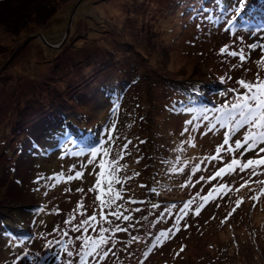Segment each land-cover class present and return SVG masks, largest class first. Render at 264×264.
<instances>
[{"label": "rangeland", "instance_id": "rangeland-1", "mask_svg": "<svg viewBox=\"0 0 264 264\" xmlns=\"http://www.w3.org/2000/svg\"><path fill=\"white\" fill-rule=\"evenodd\" d=\"M40 3L26 19L19 0H0V14L10 11L14 24L9 30L0 16V264H80L85 239L98 238L101 226L109 229L104 248L111 251L104 261L88 257L89 264H264V197L249 199L261 186L236 192L248 176L239 169L209 182L233 155L222 152L223 163L206 159L228 131L220 124L225 108L246 92L237 81L264 80V25H237L238 4L212 15L217 0ZM225 48L243 51L245 61ZM119 74L121 82L113 78ZM105 77L113 78L106 86ZM77 89L88 95L78 100ZM76 110L85 112L84 145L76 141ZM248 130L232 133L230 144ZM58 137L66 140L57 143ZM256 151L238 158H257ZM100 159L106 168L117 161L123 181L113 184L122 199L103 209V221L96 196L108 198L107 175L94 188ZM257 172L252 180L264 179V166ZM220 183L232 191L214 193L195 215L200 198ZM238 198L243 203L221 224ZM117 208L130 221L109 215ZM92 215L95 231H73ZM117 225L126 231L113 232ZM161 232L170 236L158 243Z\"/></svg>", "mask_w": 264, "mask_h": 264}, {"label": "snow or ice", "instance_id": "snow-or-ice-1", "mask_svg": "<svg viewBox=\"0 0 264 264\" xmlns=\"http://www.w3.org/2000/svg\"><path fill=\"white\" fill-rule=\"evenodd\" d=\"M245 3L246 0H239L238 2V11L237 15L240 14V12L245 10ZM252 49H255L257 45L253 44L249 46ZM262 49H264V46H261ZM221 52H227V49H221ZM228 55L236 57H239V60L243 63L246 59L243 51L240 53L237 52H227ZM264 62V61H262ZM237 83L246 90L245 94L239 95L236 98V102L231 105V108L228 109L225 108L226 112V118L221 120L220 124L221 127H224L227 123L228 125V131L224 133V139L221 145H219L216 150L215 154L206 158L209 161H219L220 163H223V157L221 155L222 152H226L228 154H232L233 158L230 160V162L226 163L223 167H219L211 176H209L207 179L209 182L216 180L219 178L221 181L224 180V177L226 175H233L236 173V170L239 169V172H248V176L246 179H243V183L240 184L239 188H236L235 191L239 192L243 188H247L248 191H253L250 187V183H256L260 185L259 190L254 192V194L249 198L253 202H257L260 200L261 197H264V179H259L256 181H253L252 178L258 175L257 169L264 166V156H261L260 153H264V147H258L259 145H264V80H261L259 77L256 78V81L254 83H248L244 80L237 81ZM229 91H235L234 89H229ZM236 114H238L239 119H236ZM235 121L234 125L232 124V121ZM245 125L248 126L249 130L243 135L242 139H236L234 141V145L230 144V140L232 139V133L238 131L240 128L244 127ZM215 125H213V128ZM212 129L210 128L209 131ZM129 143H131L129 141ZM228 146L225 148V146ZM127 144L123 145V148L121 152L118 154L119 157L122 159L124 155V150L127 149ZM258 148V151H256V157L253 159H248L246 162H242L238 157L242 156L245 152H250ZM241 149H243V152H241ZM101 153V148H97L90 153V160L89 163H93L95 166L96 159L98 157V154ZM103 156L107 157L109 155V151L107 149H103ZM100 168V172L97 174L96 178V184L94 186L95 189H100V186L103 182V178L107 175V192H108V198L102 199L101 195L96 196V200L99 201L101 206L100 211V220H105V214L103 209L105 207L111 208L112 205L115 203V201L122 199L120 191H116L113 193V184H120L123 181L116 175L117 172L120 171V166L117 163V161H109L108 162V168H106V161L104 159L99 160L98 164ZM199 167L193 168V173L199 171ZM82 173L77 171L75 173V178H81ZM59 179V178H56ZM68 180L73 179V177L69 176L67 178ZM201 179H204L201 177ZM226 189L227 191H232L231 187L226 183H220L218 186H214L208 191V194L206 196L201 197V203L195 208L194 214L199 215L201 210L205 207V204L209 202L210 198L215 199L214 193H217L218 195L221 194V190ZM93 188H90L89 191H93ZM78 191H82L79 190ZM226 194V193H225ZM221 198H223V195H221ZM129 203H132V201H129ZM243 203V200L238 198L235 200V207L231 209V211L228 213V216L225 217V220L221 221V224H224L227 222V219L236 211V209ZM192 204V201H189L188 203H185L183 208L181 209V212L187 214V211L189 210L190 206ZM255 206V203L253 204ZM82 207L81 205H78V208ZM155 207V205H154ZM219 207V205H217ZM139 211V209H136ZM83 215V213H81ZM109 215H112L115 217L116 220L123 219L124 221H130L131 217L128 215H123L119 212V209L117 208L116 211L109 213ZM97 217L96 215H92L91 217H88L87 219H83L79 225L73 228V231H79L83 229L84 232L88 231V227H93V230L95 231V226L92 224V222L96 221ZM65 223H70V221H65ZM179 223V221H177ZM109 229L100 227L98 231V238H92L87 237L84 241V250L82 254L80 255V264H89L87 258L92 257L93 261L96 260L98 257L99 261H104L108 255L111 249L105 250L104 245L108 243L105 233L108 232ZM113 232H120V231H126L124 228H120L119 225H117L115 228L112 229ZM170 236L169 232H161L159 234V237H157V242L164 238H168ZM133 240H136V237H132ZM184 249L181 248L180 251H183ZM151 249H149V252ZM149 252H145L144 256L147 258L149 255ZM69 256H72V252L67 253Z\"/></svg>", "mask_w": 264, "mask_h": 264}, {"label": "trees", "instance_id": "trees-1", "mask_svg": "<svg viewBox=\"0 0 264 264\" xmlns=\"http://www.w3.org/2000/svg\"><path fill=\"white\" fill-rule=\"evenodd\" d=\"M42 1H44V0H19V6H21L20 8H21V11H22V16H24V18H26L27 19V16L30 14V12L31 11H34V9H35V6L37 5V3L39 2V5H38V7L37 8H39L38 9V11H36V12H40V8L41 7H43L44 5H42L41 6V3L40 2H42ZM34 2V3H33ZM217 2H219V3H217L216 4V7L214 8V11H212L213 12V14L212 15H214V14H220V13H226L227 11H228V7H230L229 5H230V3H232V5L233 4H238V2H239V0H217ZM33 3V4H32ZM19 7L18 6H16L15 8H13V9H18ZM13 9H12V11H13ZM25 10V11H24ZM28 10H30V12H27ZM236 10V8H234V10L233 11H235ZM2 11V10H1ZM20 11V12H21ZM9 13H7V14H5V16L3 15L4 14V11L0 14V16H2V18H1V22L3 23L4 22V24H7L6 25V27L7 28H9V30H11L12 29V27H13V25L14 24H11V23H9V22H11V17L9 16L10 15V11H8ZM17 13V12H16ZM32 15H34V13L32 14ZM37 15V14H36ZM245 17V18H248V20H245V19H241V18H239V17ZM35 17H42V16H40V14L38 15V16H35ZM214 17H216V15L214 16ZM49 18V16H47L46 17V19L47 20H49L48 19ZM234 19H235V21L237 22V25H239L240 27H243L244 25H246V24H248L249 26H253V25H255L257 22H255V20H259V24H260V26L262 25H264V0H247V3L245 4V10L244 11H242V12H240V14L239 15H237L236 13H235V16L233 17ZM241 19V20H240ZM9 20V21H8ZM15 22V21H14ZM247 26V25H246ZM23 28H26V24H23ZM8 30V31H9ZM24 30V29H23ZM135 53H136V51H135ZM138 53V54H137ZM137 55H140V53L137 51ZM142 56L143 57H145L143 54H142ZM129 60H130V64L132 65V60H131V57L129 58ZM136 62H137V64H139V62H138V59L136 60ZM139 65H141V64H139ZM133 68H134V66H133ZM125 71V70H124ZM127 71V70H126ZM125 71V72H126ZM120 72V71H119ZM121 73V72H120ZM127 73V72H126ZM132 73V72H131ZM136 71H134V74H131L132 75V77H135L136 75ZM126 77H128L127 76V74H124ZM121 76V77H120ZM144 76V75H143ZM142 76V77H143ZM141 77V78H142ZM114 78V80L115 81H120L121 82V78H122V75L121 74H119V76L118 77H113ZM113 78H108V77H105V79H103V81H102V84L104 85V86H106L107 85V82H109V81H111V79H113ZM129 78V77H128ZM90 80H92V79H90ZM97 85V84H96ZM126 86H128V83H126ZM104 87H99V89H98V92H103L104 93ZM76 92H78V97H77V99L78 100H80L82 97H84L85 95H88V94H86L85 92L84 93H82V91H80L79 89H77L76 90ZM103 95V94H102ZM89 106H87V107H84L83 109L85 110V111H87V110H89ZM84 110H81V111H77L76 110V120L78 121H76V130H75V132H76V141L78 142V144H80V145H82L84 142H82V136L84 135V132H86L87 131V129H84V128H81V125H84L83 123H85L86 121V118H85V112H84ZM68 111V110H67ZM97 122V121H96ZM85 124H87V123H85ZM67 132L68 133H72L73 131H72V129H67ZM90 132V131H89ZM55 140V139H54ZM54 140H52V143H54ZM64 140H66V139H62V138H60V137H58V138H56V142L57 143H60V142H63ZM24 140H22V142H23ZM37 141H38V139H37ZM36 140H35V142H37ZM89 142L91 143V144H93L94 146H97V147H99V144L98 143H96L95 142V140H93V139H91V140H89ZM84 145V144H83ZM88 146H90V144H88ZM96 147V148H97ZM49 153H48V155H47V157L50 155V151H48ZM52 152V151H51ZM19 158V157H18ZM17 158V159H18ZM12 174V173H11ZM14 179H15V177H14Z\"/></svg>", "mask_w": 264, "mask_h": 264}, {"label": "water", "instance_id": "water-1", "mask_svg": "<svg viewBox=\"0 0 264 264\" xmlns=\"http://www.w3.org/2000/svg\"><path fill=\"white\" fill-rule=\"evenodd\" d=\"M78 2H79V1H77L76 6H77ZM71 18H72V17H71ZM68 31H69V28L67 29V33H68ZM39 37H40L42 40H44V38H43L41 35H40Z\"/></svg>", "mask_w": 264, "mask_h": 264}, {"label": "bare ground", "instance_id": "bare-ground-1", "mask_svg": "<svg viewBox=\"0 0 264 264\" xmlns=\"http://www.w3.org/2000/svg\"><path fill=\"white\" fill-rule=\"evenodd\" d=\"M63 38V37H62ZM58 45V44H57ZM55 47V46H54ZM61 77V76H60ZM94 81V80H93ZM95 82V81H94ZM73 95V94H72ZM77 97V96H76ZM62 110V109H61ZM67 112V111H66ZM9 132H10V130H9ZM44 176H45V174H44Z\"/></svg>", "mask_w": 264, "mask_h": 264}]
</instances>
